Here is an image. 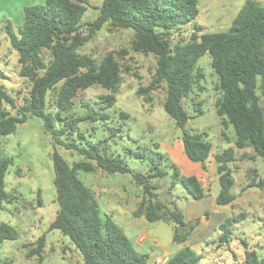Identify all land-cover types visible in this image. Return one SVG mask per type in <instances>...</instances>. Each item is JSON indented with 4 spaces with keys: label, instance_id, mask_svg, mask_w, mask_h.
Instances as JSON below:
<instances>
[{
    "label": "trees",
    "instance_id": "obj_1",
    "mask_svg": "<svg viewBox=\"0 0 264 264\" xmlns=\"http://www.w3.org/2000/svg\"><path fill=\"white\" fill-rule=\"evenodd\" d=\"M86 10V0H44L24 8L17 32L10 22L5 23L4 33L17 54L19 77L29 80L31 87L26 102L17 106L15 99L0 85V141L13 134L27 116L42 121L54 144L51 158L57 212L48 232L57 230L67 237L80 254L82 264H146V257L131 247L113 220L107 215L101 216L93 192L77 176L79 171L93 172L96 169L107 175L131 174L141 190L133 217L144 218L149 223L162 221L174 225L172 240L182 247L166 264H201L202 256L185 245L200 220L186 221L174 201L168 203L158 198L157 187L152 183L156 178L168 177L169 191L180 186L192 199L201 200L206 194L200 180L194 175L181 174L172 162L167 165L171 169L168 173L167 169L160 167L167 162L166 157L162 154L152 156L153 152L147 147L134 152L130 149L124 151L148 163L146 173H133L117 157L107 155L106 139L90 142L91 137H88L89 140L85 141L78 126L109 118L104 110L116 101L115 95L121 85V66L113 55H107L96 65L89 56L79 55L78 50L106 24L113 29L134 31L130 49L135 53L153 55L156 62L154 80L148 87H140L138 96L149 103V93L164 84L166 96L162 107L181 131L185 158L206 171L205 164L212 157L218 185L215 204L225 207L235 199L231 194L234 180L230 168L236 161L235 150L250 148L264 161V115L257 95L260 90L264 97V7L246 0L227 31L199 36L201 29L195 26L186 43H172L171 34L196 19L198 0H102L97 8V18L83 24ZM44 52L49 53V58L43 55ZM205 55L209 56L218 79L215 89L220 98L215 103L216 114L222 125L231 126L235 135L234 147H227L221 153L213 152L206 134L189 133L185 128L191 116L183 101L203 77L196 66ZM93 86L109 92L103 98L105 105L96 107L81 103L85 114L74 117L71 113L74 98L80 91ZM55 90V98L50 101L49 94ZM6 107L14 110V114ZM194 108L201 114L200 103ZM65 135L71 139L67 141ZM56 147L74 152L84 160L69 165ZM9 163V159L1 158L0 142V207L12 198L4 189ZM248 187L264 191V179L252 182ZM242 219L243 215H239L218 225L216 240L219 244L229 245L232 226ZM17 238L18 233L13 227L0 226V242ZM241 245L243 258L235 264H264V258L256 252L262 246H250L243 240ZM44 247L43 235L28 251L27 258L37 257L41 261ZM2 264L11 263L5 261Z\"/></svg>",
    "mask_w": 264,
    "mask_h": 264
},
{
    "label": "rangeland",
    "instance_id": "obj_2",
    "mask_svg": "<svg viewBox=\"0 0 264 264\" xmlns=\"http://www.w3.org/2000/svg\"><path fill=\"white\" fill-rule=\"evenodd\" d=\"M86 1L83 24L91 23L97 18V8L102 2ZM245 1L198 0V16L181 29L172 31L171 42L186 43L194 33L195 26L201 29L199 36L227 31ZM253 1L264 7V0ZM43 2L44 0H0V85L15 99L17 106L26 102L31 84L29 80L19 77L17 54L9 44L4 26L6 22H10L17 32L24 8ZM133 37L134 31L131 29H113L106 24L78 50L79 55L89 56L96 65L107 55H113L121 66V85L115 95L116 101L104 110L109 118L94 124L83 123L78 126V130L85 135V141L89 140L88 137H91L90 142L106 139L107 155L117 157L133 173H146L148 163L125 153L126 149L134 152L138 148L147 147L153 152L152 156L162 154L167 162L161 164V168L170 173L171 169L167 165L172 162L183 175L188 172L200 173L198 179L204 193L211 197L214 192L215 197L218 185L214 161L211 157L206 162V171L187 164L181 145V131L162 107L166 96L164 84L158 85L149 93V103L138 96L137 90L148 87L154 80L156 62L153 55L135 53L130 49ZM43 55L49 58L48 52ZM196 67L203 77L183 101L184 108L191 116L185 128L189 133L206 134L213 152L221 153L227 147H234V131L231 126L222 125L221 118L216 114L215 103L220 98V93L215 89L218 79L211 68L209 56L200 58ZM58 88L59 85L56 89ZM55 92L56 90L49 94L50 101L55 98ZM108 94L100 86L80 91L74 98L71 113L74 117L83 116L85 110L81 103L85 102L96 107L99 104L105 105L103 98ZM257 95L264 115V97L260 90H257ZM197 103L201 105V114L195 111L194 105ZM6 110L14 114V110L9 107ZM64 138L67 141L71 139L67 135ZM0 142L1 158L10 160L4 178V189L12 196L9 203L0 207V226L7 224L18 233L15 241L0 242V264L5 261L11 264H82L80 254L67 237L57 230L48 232L57 212L51 158L54 144L51 135L44 130L42 121L27 116L24 123L17 125L13 134L2 137ZM56 150L69 165L84 160L82 156L61 147H56ZM235 157L236 161L230 165L234 180L231 194L235 199L225 207L217 206L212 198L194 200L180 186L169 191L168 177L152 181L161 201H174L188 222L199 219L203 224L200 231H209L202 233L208 234V240L194 245H190L189 241L191 247L185 243L202 256L201 264L238 263L244 253L242 240L250 246H262L256 252L259 257L264 258V191L248 187V184L264 179V161L255 156L250 148L236 149ZM77 176L93 192L101 216L107 215L113 220L127 237L131 247L146 257V264H152L156 256L164 253H168L170 257L175 254L180 245L172 240L174 225L162 221L149 223L144 218L132 216L141 199V190L131 174L107 175L96 169L93 172L79 171ZM212 185L215 186L214 191ZM239 215H243V219L233 224L229 245L219 244L216 240L219 236L218 225L225 219ZM43 235L45 247L42 260L39 261L37 257L27 258L28 251L35 247L36 241ZM164 259L169 258L167 255L158 257L154 264H160Z\"/></svg>",
    "mask_w": 264,
    "mask_h": 264
},
{
    "label": "crops",
    "instance_id": "obj_3",
    "mask_svg": "<svg viewBox=\"0 0 264 264\" xmlns=\"http://www.w3.org/2000/svg\"><path fill=\"white\" fill-rule=\"evenodd\" d=\"M185 163V162H184ZM186 164V163H185ZM187 164L188 165H195V166H198V167H196V169H201V167H200V165L199 164H191V163H189V162H187ZM188 165H186L187 167H190V166H188ZM198 169V170H199ZM187 173V172H186ZM184 175H186V176H188V175H194V176H196V177H199V176H201L200 175V173H192V172H188L187 174H184ZM203 187V186H202ZM214 185H212V191H214ZM208 195V194H207ZM213 196H211V197H209V196H205L206 198H212V199H214L213 200V202H215V197H216V195H215V197H214V192H213V194H212ZM204 197V198H205ZM211 200V199H210ZM185 220L187 221V219L185 218ZM218 223V222H217ZM201 226H203V224L200 222V225H198V227L195 229V231L191 234V236L188 238V240H187V243L186 244H188L189 245V241H190V245H194V244H200V242H203V241H206V240H208V234H205V235H202V233L203 232H208L209 233V231L208 230H202V231H200V228H202ZM203 229V228H202ZM201 237H202V239H201ZM198 239V240H197ZM193 240H195L196 242L194 243V241ZM137 241V240H136ZM138 242V241H137ZM189 245V246H190ZM191 247V246H190ZM180 249V246L175 250V252L174 253H176L178 250ZM196 252V251H195ZM197 253V252H196ZM198 254V253H197ZM168 256V258H170V256H169V254L168 253H164L163 255H161V256ZM199 255V254H198ZM161 256H156L155 258H154V260L156 259V258H158V257H161ZM154 260H153V263L152 264H154Z\"/></svg>",
    "mask_w": 264,
    "mask_h": 264
},
{
    "label": "built area",
    "instance_id": "obj_4",
    "mask_svg": "<svg viewBox=\"0 0 264 264\" xmlns=\"http://www.w3.org/2000/svg\"><path fill=\"white\" fill-rule=\"evenodd\" d=\"M166 262H167V260L164 259V261H162L160 264H166ZM156 264H159V263L156 262Z\"/></svg>",
    "mask_w": 264,
    "mask_h": 264
}]
</instances>
